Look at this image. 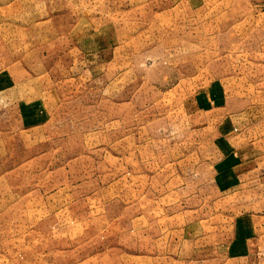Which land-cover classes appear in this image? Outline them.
<instances>
[{
    "label": "rangeland",
    "instance_id": "1",
    "mask_svg": "<svg viewBox=\"0 0 264 264\" xmlns=\"http://www.w3.org/2000/svg\"><path fill=\"white\" fill-rule=\"evenodd\" d=\"M0 264H264V0H0Z\"/></svg>",
    "mask_w": 264,
    "mask_h": 264
}]
</instances>
